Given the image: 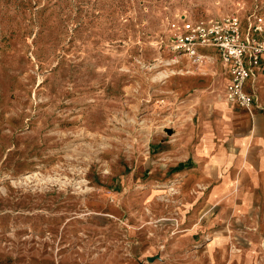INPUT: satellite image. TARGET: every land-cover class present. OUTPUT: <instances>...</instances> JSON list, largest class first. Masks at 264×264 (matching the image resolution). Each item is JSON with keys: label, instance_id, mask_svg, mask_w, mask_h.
<instances>
[{"label": "rangeland", "instance_id": "374dc122", "mask_svg": "<svg viewBox=\"0 0 264 264\" xmlns=\"http://www.w3.org/2000/svg\"><path fill=\"white\" fill-rule=\"evenodd\" d=\"M230 15L245 30L264 0H0V264L205 260L149 157L166 173L198 116L171 23Z\"/></svg>", "mask_w": 264, "mask_h": 264}, {"label": "crops", "instance_id": "0c3cea01", "mask_svg": "<svg viewBox=\"0 0 264 264\" xmlns=\"http://www.w3.org/2000/svg\"><path fill=\"white\" fill-rule=\"evenodd\" d=\"M200 51L213 60L194 69L188 55L177 54L173 63L190 70L172 82L183 94H193L196 123L177 148L166 152V173L159 171L160 152L149 157L151 172L157 184L179 179V220L185 226L181 240L204 245L200 254L196 244L187 250L191 257L205 258L190 264H220L221 259L224 264H253L264 240V69L246 83L256 97L249 111L226 99L231 73L219 51ZM239 243L249 246L242 251Z\"/></svg>", "mask_w": 264, "mask_h": 264}, {"label": "built area", "instance_id": "2783aa9c", "mask_svg": "<svg viewBox=\"0 0 264 264\" xmlns=\"http://www.w3.org/2000/svg\"><path fill=\"white\" fill-rule=\"evenodd\" d=\"M169 49L190 58L194 69L213 60V56L200 51L203 47L219 51L224 65L228 66L231 81L226 89V99L238 107L251 110L256 97L246 90V83L255 79L264 69V21L254 15L243 30L242 19L237 15L209 20L183 19L169 27ZM183 71L181 68L177 72ZM185 72H190L186 70Z\"/></svg>", "mask_w": 264, "mask_h": 264}, {"label": "water", "instance_id": "95a60500", "mask_svg": "<svg viewBox=\"0 0 264 264\" xmlns=\"http://www.w3.org/2000/svg\"><path fill=\"white\" fill-rule=\"evenodd\" d=\"M171 132V131H170ZM154 258H158V255L157 256H154V257H148V259L151 261L152 259Z\"/></svg>", "mask_w": 264, "mask_h": 264}]
</instances>
